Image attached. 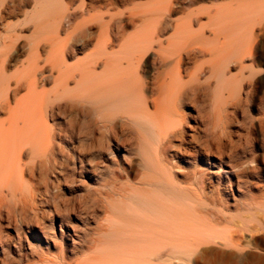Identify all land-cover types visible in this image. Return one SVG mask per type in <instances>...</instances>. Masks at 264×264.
<instances>
[{
  "label": "bare ground",
  "instance_id": "6f19581e",
  "mask_svg": "<svg viewBox=\"0 0 264 264\" xmlns=\"http://www.w3.org/2000/svg\"><path fill=\"white\" fill-rule=\"evenodd\" d=\"M18 10L28 24L21 31L8 20ZM257 57H264V0H0V216L11 208L22 215L17 239L31 232L41 244L55 236V221L24 222L39 214L37 171L53 162L57 118L70 112L67 125L81 121L92 135L107 132L110 156L112 142L136 154L120 169L128 176L135 164L137 184L109 198L83 255L72 258L64 248L39 264L188 263L203 235V200L188 181L182 186L176 158L192 154L190 141L205 124L214 142L205 139L203 148V140L196 156H208L218 176L228 172L229 104L252 90L231 77L230 63L254 69ZM262 65L256 74L264 82V59ZM262 104L248 126L250 164L264 158ZM195 182L203 193L207 179ZM5 235L1 229L0 243ZM69 235L82 240L76 230Z\"/></svg>",
  "mask_w": 264,
  "mask_h": 264
},
{
  "label": "rangeland",
  "instance_id": "374dc122",
  "mask_svg": "<svg viewBox=\"0 0 264 264\" xmlns=\"http://www.w3.org/2000/svg\"><path fill=\"white\" fill-rule=\"evenodd\" d=\"M16 12L19 14L8 20L15 22L18 31H21L26 25L25 14L23 15L19 10ZM21 23L23 26H20ZM263 59L264 57H257L256 68L257 66L263 67ZM235 65L233 62L230 63L231 77L235 78L234 75H238L237 78L243 85L245 84L246 91L250 88L252 90H248L247 94H242L243 98L237 106L234 107L233 101L229 104L231 113H228V129L230 128V133H232L228 131L227 141L230 143L227 145L228 154L226 153L224 165L228 172L224 176H218L215 168L210 165L211 161L208 156H196L195 149L203 145L205 139L208 143L214 142V131H208L205 124H200L202 126L201 129L198 128L201 130H198L199 136L197 134L194 140L190 141L188 148L192 154L181 160L176 158L179 163L173 171L180 181L187 183L182 186L189 184L196 186L195 181L203 177L208 182L203 193L198 191V186L194 188L189 185L191 192L194 190L192 194L203 200L197 208L202 218V223L198 226L199 228L197 227L198 233L201 232L203 235H197L198 239L192 246L194 249H192L193 252L191 251L189 261L183 264H264V212L260 209L264 206V158L260 156L258 163L250 164V158L253 157V143L249 139L248 129L249 123L256 122L262 114L264 82L258 80L256 68L251 69V66L245 63L240 66ZM259 67L258 70H260ZM239 107L240 109L237 110ZM72 118L74 116L70 112L61 113L57 118L56 131L59 133V147L64 150L61 151L57 147L53 152L56 153L52 155L54 159L51 157L53 161L50 162L51 165L44 166L45 169L43 167L41 172L42 169L37 171L38 189L37 187L36 189L40 191V193L37 191L40 205H38V210L40 211L39 214L37 211L36 216L30 212L26 217L29 219L25 218L24 222L28 224L29 222L50 223L55 221V229L49 232L56 237L51 235L50 238L47 237V240L43 239L44 242L40 244L31 232H27V236L17 239L15 228L16 225L19 226V223L21 225L22 215L14 212V217L13 212L11 213L12 208L10 212L8 209L9 213L4 210L3 215L0 216V230L6 232L7 238L4 239L6 241L0 243L5 247L3 249L2 245L0 246V264H39L40 258L53 259L64 248L70 257H80L92 240L98 237V228L104 215L103 208L109 198L118 199L120 189H132L137 184V178L134 176L137 168L135 164L128 172V176L121 170V166L127 165L130 160L136 161V154L132 153L129 156L125 149H118L117 144L112 142L116 156H110L106 151V145L109 143L107 132L98 130L96 135L93 134L95 137L93 138L83 122L77 121L75 127L67 125L66 121ZM207 134H211L214 138ZM207 142L204 143L203 148L207 146ZM253 167H256V170ZM200 171L204 172L200 174ZM43 179L46 182H43ZM44 184L46 187L49 185V190L47 188L45 190ZM43 209H45L44 213ZM7 214L14 217V220H10L12 218H9ZM60 224L63 225V234ZM75 230L82 235V240L74 243L69 232L72 234ZM36 232L42 233L38 228ZM230 233L235 234L233 240ZM47 241L49 245L45 244Z\"/></svg>",
  "mask_w": 264,
  "mask_h": 264
}]
</instances>
